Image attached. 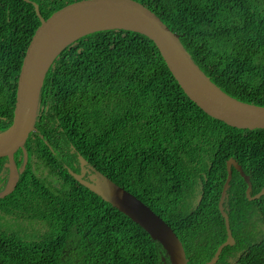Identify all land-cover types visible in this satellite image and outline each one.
<instances>
[{
	"label": "trees",
	"instance_id": "16d2710c",
	"mask_svg": "<svg viewBox=\"0 0 264 264\" xmlns=\"http://www.w3.org/2000/svg\"><path fill=\"white\" fill-rule=\"evenodd\" d=\"M77 1L0 0V132L12 123L21 62L40 25L33 3L47 19ZM135 1L180 36L221 91L264 107V0ZM34 126L25 168L0 199V264H164L157 241L69 174L78 155L161 217L187 264H206L226 240L218 201L228 159L249 176L251 196L264 188V129L205 114L135 32H95L66 47L44 78ZM246 188L232 169L223 207L234 244L216 264H264V197L248 200Z\"/></svg>",
	"mask_w": 264,
	"mask_h": 264
},
{
	"label": "water",
	"instance_id": "95a60500",
	"mask_svg": "<svg viewBox=\"0 0 264 264\" xmlns=\"http://www.w3.org/2000/svg\"><path fill=\"white\" fill-rule=\"evenodd\" d=\"M40 21L21 62L17 78L16 98L11 125L0 132V158H6L8 168L7 184L0 191V199L10 195L27 163L24 149L29 134L34 130L39 108V94L44 78L57 56L73 42L95 32L125 30L142 34L154 43L169 72L185 95L205 114L240 129H264V107L240 102L220 90L193 62L180 42V36L172 32L160 18L135 0H80L53 12L47 19L40 15L38 5L33 3ZM22 149L24 160L20 168L14 154ZM80 172L68 170L69 174L104 202L127 216L140 226L151 239L164 250L162 261L166 264H187L183 245L172 228L149 206L136 196L118 186L93 166L89 180H84L88 162L78 155ZM235 169L247 184L246 197L256 200L264 196V189L251 196V182L241 166L232 158L226 162L227 176L223 184L218 209L224 219L226 240L220 244L213 257L206 264H216L227 246L234 244L229 217L223 203Z\"/></svg>",
	"mask_w": 264,
	"mask_h": 264
},
{
	"label": "flooded vegetation",
	"instance_id": "af4514ba",
	"mask_svg": "<svg viewBox=\"0 0 264 264\" xmlns=\"http://www.w3.org/2000/svg\"><path fill=\"white\" fill-rule=\"evenodd\" d=\"M26 144V143H25ZM24 148H25V145H24ZM19 152H21L22 153V155H23V159H24V151L22 150V149H19L15 154H14V159H15V156H16V158L17 159H19L20 158V155H19ZM25 152H26V150H25ZM27 154V153H26ZM27 159H28V157H27ZM229 160V159H228ZM227 160V161H228ZM88 166H89V164L88 165H86L84 168H85V170H86V173H85V175L83 176V179L84 180H89V175H91L93 172L92 171H90V169H88ZM91 166V165H90ZM18 168H20V167H18ZM80 172V164L78 165V172L77 173H79ZM8 180V179H7ZM6 184H7V182H6ZM6 184H5V186H6ZM4 189V188H3ZM262 189H264V188H262ZM2 190V189H1ZM0 190V191H1ZM261 191V190H260ZM259 193V192H258ZM256 195V194H255ZM254 196V195H253ZM262 197V196H261ZM264 197V196H263ZM226 199V198H225ZM259 199V198H258ZM225 201V200H224Z\"/></svg>",
	"mask_w": 264,
	"mask_h": 264
},
{
	"label": "rangeland",
	"instance_id": "374dc122",
	"mask_svg": "<svg viewBox=\"0 0 264 264\" xmlns=\"http://www.w3.org/2000/svg\"><path fill=\"white\" fill-rule=\"evenodd\" d=\"M34 171V173H36L38 176L40 175V176H43V174H45V173H43L42 171H45L44 169H42V168H39V170H33Z\"/></svg>",
	"mask_w": 264,
	"mask_h": 264
},
{
	"label": "clouds",
	"instance_id": "9594fccd",
	"mask_svg": "<svg viewBox=\"0 0 264 264\" xmlns=\"http://www.w3.org/2000/svg\"><path fill=\"white\" fill-rule=\"evenodd\" d=\"M34 130H35V126H34ZM34 130H33V131H34ZM33 131H32V132H33ZM32 132H31V133H32ZM31 133H30V134H31ZM30 134H29V135H30ZM28 137H29V136H28ZM24 145H25V144H24ZM24 149H25V148H24ZM23 160H24V159H23ZM15 162H16V161H15Z\"/></svg>",
	"mask_w": 264,
	"mask_h": 264
}]
</instances>
